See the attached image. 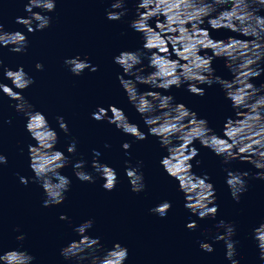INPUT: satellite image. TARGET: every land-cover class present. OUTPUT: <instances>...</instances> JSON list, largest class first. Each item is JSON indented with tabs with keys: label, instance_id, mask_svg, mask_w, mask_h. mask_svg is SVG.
Here are the masks:
<instances>
[{
	"label": "water",
	"instance_id": "95a60500",
	"mask_svg": "<svg viewBox=\"0 0 264 264\" xmlns=\"http://www.w3.org/2000/svg\"><path fill=\"white\" fill-rule=\"evenodd\" d=\"M27 2L0 0V22L5 25V30H19L28 38L27 50L20 53L0 44V57L4 67L16 70L23 65L34 78L35 82L23 90V95L56 130V148L70 158L61 172L72 183L63 203L45 207V194L40 184L31 179L27 185L20 182V176L31 178L34 175L28 145L36 142L26 130L27 117L14 107L16 101L0 91V152L7 157V163L0 164V245L3 249H26L35 257L32 264H87V261L66 260L60 255V249L71 240L79 239L75 227L91 219L93 226L88 229V235L99 237L106 249L117 241L128 248L124 264H231L226 258L224 242L214 239L224 230L220 229L218 233L213 225L223 219L236 226V235L232 239L239 242L235 256L239 264H264L252 238V229L264 223V180L255 178L258 170L252 164L240 160L224 164L222 157L202 147L199 141L194 142L199 155L191 161L192 171L198 175L209 174L215 187V203L219 205L215 220L211 217L201 219L185 207V195L179 190L178 181L160 164L167 153L158 137L149 134L146 139L137 140L106 119L92 118L97 106L108 108L114 104L124 110L130 122L137 123L148 133V127L129 102L118 79L123 70L113 61L122 50L135 51L142 47L141 34L130 27V21L136 17L137 0H126L125 7L129 11L119 20H109L106 15L112 10L113 0H56L52 12L33 9L52 18L49 27L34 32H28L24 25L16 23L17 16H29L24 10ZM35 24L33 22V28ZM211 35L215 39H226L236 34L221 29L212 31ZM77 55L82 59L86 57L92 65L98 66V70L85 69L81 75H74L64 60ZM37 62L44 65L42 70L36 69ZM147 63L145 59V74L151 71ZM212 66L215 74L231 79L224 59H214ZM0 81L12 86L4 77L3 68H0ZM253 83L257 86L264 83V73ZM201 87L205 88L202 97L186 91L185 85L173 86L164 94L173 95L176 103H183L199 117L206 118L209 126L222 136L226 118L234 117L231 102L225 99L219 84ZM138 88L144 91L149 86L139 84ZM108 115H111L110 111ZM57 116L64 118L68 133L60 129ZM8 120L11 123H7ZM73 139L76 140V152L68 153ZM124 141L131 143L127 150L131 155L125 154ZM93 149L100 155L94 156ZM94 158L116 170L118 183L111 191L101 186L103 180L92 168ZM80 159L86 161L85 171L96 177L94 183L75 176L73 165ZM126 160H130L132 166L138 161L143 162L139 170L144 175L146 187L139 193L131 190L125 173ZM225 169L249 172L247 191L239 202L230 195ZM163 200L170 201L171 208L162 217L150 209ZM62 213L67 215V220L60 219ZM191 221L198 226L189 229L187 224ZM17 227L19 231H16ZM21 233L25 239L18 241L16 237ZM205 240L213 244L212 252L201 249L200 241Z\"/></svg>",
	"mask_w": 264,
	"mask_h": 264
},
{
	"label": "clouds",
	"instance_id": "9594fccd",
	"mask_svg": "<svg viewBox=\"0 0 264 264\" xmlns=\"http://www.w3.org/2000/svg\"><path fill=\"white\" fill-rule=\"evenodd\" d=\"M125 3L126 0H113L112 10L106 13L107 18L121 19L129 11ZM55 7L56 0H28L24 10L29 16H17L16 23L24 25L28 32L43 30L50 26L52 18L33 9L52 12ZM135 12L136 17L130 21V27L141 34L142 47L135 51L122 50L113 57V61L123 70L118 79L129 102L143 118L148 133L142 131L137 123L130 122L124 110L114 104L108 108L97 106L92 118L98 121L106 119L137 140H144L149 134L158 137L167 153L160 164L167 174L178 181L179 190L185 195V207L201 219L211 217L215 220L219 205L215 203V187L210 182V176L206 172L198 175L192 171L191 161L199 155L194 142L199 141L202 147L222 157L224 164L232 160L252 164L258 170L255 178L264 180V83L259 86L253 83L264 73V0H137ZM33 22H36L35 28ZM221 29L236 35H229L226 39L213 38L212 31ZM0 44L20 53L27 50L28 38L19 30L6 31L5 25L0 22ZM217 58L224 59L231 79L215 74L212 61ZM145 59L148 61L147 68L151 69L146 74ZM64 64L76 76L85 69L92 72L98 70V66L79 55L65 58ZM35 67L42 70L44 65L37 62ZM0 68H3L4 77L12 83L10 86L0 81V91L16 101L14 107L27 117L26 130L36 142L28 145L30 168L34 175L31 178L20 176V182L27 185L31 179L40 184L45 194V207L59 205L65 200L72 183L61 172L70 158L56 148L58 134L46 116L23 95V90L35 82L34 78L24 70L23 65L16 70L4 67L2 57ZM139 84L148 85L149 89L140 91ZM213 84L221 86L234 112V117L226 118L222 136L209 126L206 118L199 117L185 104L176 103L173 95L164 94L173 86L180 88L185 85L186 91L202 97L205 88L201 85ZM109 111L111 115H108ZM56 119L60 129L68 133L64 118L57 116ZM122 148L126 150V155H131L127 152L131 148L129 141H124ZM67 152H76L75 139L69 144ZM93 154L100 155L96 149H93ZM6 163L7 157L0 152V164ZM142 163L138 161L136 166H132L130 160L125 161L126 176L131 190L136 193L146 187L144 175L139 170ZM199 163L197 160L196 164ZM85 164L84 159L77 160L73 165L74 174L81 181L94 183L96 177L85 171ZM92 168L103 180L101 186L105 190L111 191L116 187L118 175L113 167L94 158ZM225 171L230 195L239 202L247 191L246 177L249 172ZM170 208L171 202L163 200L150 211L163 217ZM60 219L67 220L68 217L62 213ZM92 226L91 219L77 225L74 231L79 239L63 246L60 255L66 260L87 261V264H124L128 248L117 241L106 249L99 237L87 234ZM197 226L195 221L187 224L189 229ZM213 226L218 233L220 229L224 230L214 239L224 242L226 258L231 264H239L235 259L239 242L232 239L236 235L234 222L221 219ZM16 231H19L18 227ZM252 238L259 249V259L264 261V223L252 229ZM16 239L23 241L25 235L21 233ZM200 247L207 252L214 250L213 244L206 240L200 241ZM34 260L35 257L26 249L4 250L0 245V264H32Z\"/></svg>",
	"mask_w": 264,
	"mask_h": 264
}]
</instances>
